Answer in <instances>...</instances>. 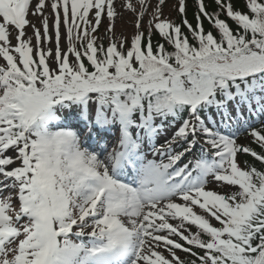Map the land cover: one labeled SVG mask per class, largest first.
<instances>
[{
	"label": "snow or ice",
	"instance_id": "1",
	"mask_svg": "<svg viewBox=\"0 0 264 264\" xmlns=\"http://www.w3.org/2000/svg\"><path fill=\"white\" fill-rule=\"evenodd\" d=\"M165 3L0 0V264H264V0Z\"/></svg>",
	"mask_w": 264,
	"mask_h": 264
},
{
	"label": "rangeland",
	"instance_id": "2",
	"mask_svg": "<svg viewBox=\"0 0 264 264\" xmlns=\"http://www.w3.org/2000/svg\"><path fill=\"white\" fill-rule=\"evenodd\" d=\"M148 2L155 6L158 3V0H148ZM179 0H166V3L163 6V12L166 16V13L171 11L173 7L178 6ZM117 3V9L120 11V16L115 20V34L116 36H120L122 33L127 36H131L134 31V21L136 17L128 11L121 10L119 5L123 3V0H116ZM133 3H138V0H133ZM170 17V16H169ZM171 18V17H170ZM32 19V22L37 24L39 26L40 22L39 19L36 17H30ZM148 17H145V21H147ZM51 23V21H50ZM109 21L105 19L102 23V26H108ZM28 35H32V29H27ZM250 136V135H249ZM238 142L244 145H247V141L244 140V138L240 137V134H238ZM240 159V157H239ZM241 161V160H240ZM210 189L216 190L218 192H230L233 189L225 187L223 184H217V183H210L208 185ZM199 211V209H197ZM214 222V221H213ZM215 223V222H214ZM193 231V230H192Z\"/></svg>",
	"mask_w": 264,
	"mask_h": 264
},
{
	"label": "trees",
	"instance_id": "3",
	"mask_svg": "<svg viewBox=\"0 0 264 264\" xmlns=\"http://www.w3.org/2000/svg\"><path fill=\"white\" fill-rule=\"evenodd\" d=\"M194 2H195V0H187V16H188L189 19H191L192 15H193ZM239 2L243 3V0H239ZM177 7L178 6L173 7L171 11L166 13V16H170L174 20H179L180 16H179V14L177 12ZM204 24H205L206 28L209 27V24H208L207 20L204 21ZM106 28H107V26H102L101 25L100 28H99L98 35H100L101 37H104ZM157 39H158V37H157ZM104 42L107 43V40H105ZM241 130L243 131V128H241ZM240 136L242 138H244L245 141H247V145H245V146H251V147L257 148V146L253 142L252 137L249 136L245 131L243 133H241ZM257 150H259V149L257 148ZM239 157H240L241 161H246V160L250 161V160H252V158L249 155H240ZM192 230L195 231L196 229L193 227ZM178 255H180L183 258V257H185L186 254L183 253V252H178Z\"/></svg>",
	"mask_w": 264,
	"mask_h": 264
}]
</instances>
